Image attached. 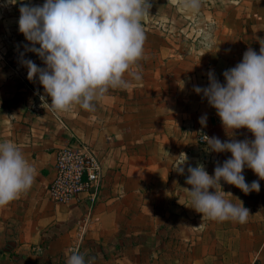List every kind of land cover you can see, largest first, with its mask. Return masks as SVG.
Listing matches in <instances>:
<instances>
[{
  "label": "crops",
  "instance_id": "crops-1",
  "mask_svg": "<svg viewBox=\"0 0 264 264\" xmlns=\"http://www.w3.org/2000/svg\"><path fill=\"white\" fill-rule=\"evenodd\" d=\"M0 3V142L10 141L35 168L31 188L0 207V264H66L75 251L87 264H264V180L245 167V181L259 192L245 195L221 180L233 204L249 209L246 223L202 219L192 209L189 166L214 175L230 152L210 151L198 136L253 140L247 128L225 130L216 110L194 86L209 85L208 73L224 84V71L264 44V0H202L198 12L179 0H150L141 23L146 35L141 79L128 73L126 89H109L94 110L73 107L54 113L38 77L27 78L23 60L44 67L25 50L19 31L21 3ZM39 47V45H36ZM23 54V55H21ZM206 115V127L199 123ZM84 144L101 161L92 206L80 196L60 204L48 199L55 156ZM184 173L175 167L181 164ZM214 192V189H209ZM240 201H239V200Z\"/></svg>",
  "mask_w": 264,
  "mask_h": 264
},
{
  "label": "clouds",
  "instance_id": "clouds-1",
  "mask_svg": "<svg viewBox=\"0 0 264 264\" xmlns=\"http://www.w3.org/2000/svg\"><path fill=\"white\" fill-rule=\"evenodd\" d=\"M18 0H6L15 5ZM202 0H179L185 11L198 12ZM152 7L150 0H45L43 5L21 3L19 7V31L45 65L37 66L32 60H23L27 78L38 77L44 95L40 99L54 113H66L79 106L94 110V102L102 99L109 89H126L130 86L125 74L141 79L138 62L144 55L146 40L142 19ZM39 45V47H36ZM23 55V54H21ZM221 84L214 73H208L209 85L194 86L208 104L216 110L225 130L247 128L253 140L202 136L213 152H230L231 157L214 168L209 175L203 164L189 166L186 183L192 209L202 214V219L215 222H247L249 209L233 204L222 190L221 180L234 185L245 195L259 192V181L246 183L245 167L264 180V44L259 54L249 48L235 67L223 73ZM207 116L199 123L206 127ZM175 167L183 174L182 165ZM35 168L25 159L19 147L10 141L0 142V207H3L28 191L35 179ZM209 189H214L210 192ZM66 264H87L84 255L73 252Z\"/></svg>",
  "mask_w": 264,
  "mask_h": 264
},
{
  "label": "built area",
  "instance_id": "built-area-1",
  "mask_svg": "<svg viewBox=\"0 0 264 264\" xmlns=\"http://www.w3.org/2000/svg\"><path fill=\"white\" fill-rule=\"evenodd\" d=\"M201 133L198 143L205 144ZM207 136V135H206ZM101 180V161L84 144L66 145L55 156L54 176L46 187L49 200L66 204L84 197L92 206Z\"/></svg>",
  "mask_w": 264,
  "mask_h": 264
},
{
  "label": "rangeland",
  "instance_id": "rangeland-1",
  "mask_svg": "<svg viewBox=\"0 0 264 264\" xmlns=\"http://www.w3.org/2000/svg\"><path fill=\"white\" fill-rule=\"evenodd\" d=\"M1 1H3V0H0V3H1Z\"/></svg>",
  "mask_w": 264,
  "mask_h": 264
}]
</instances>
